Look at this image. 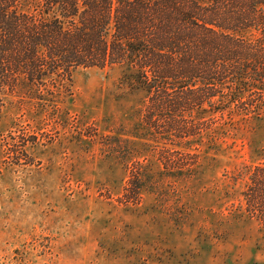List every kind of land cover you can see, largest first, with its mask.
<instances>
[{"label": "rangeland", "instance_id": "1", "mask_svg": "<svg viewBox=\"0 0 264 264\" xmlns=\"http://www.w3.org/2000/svg\"><path fill=\"white\" fill-rule=\"evenodd\" d=\"M126 72L76 69L51 121L24 93L0 104V264H264V221L243 195L264 119L227 115L215 144L172 145L200 154L192 171L169 168L167 143L139 137L153 132L140 125L146 93ZM139 167L141 199L127 203Z\"/></svg>", "mask_w": 264, "mask_h": 264}, {"label": "trees", "instance_id": "2", "mask_svg": "<svg viewBox=\"0 0 264 264\" xmlns=\"http://www.w3.org/2000/svg\"><path fill=\"white\" fill-rule=\"evenodd\" d=\"M113 65L146 93L140 125L153 132L139 137L164 141L169 168L180 158L192 171L200 154L172 145L210 133L215 144L227 115L264 119V0H0V104L24 93L51 121L76 69ZM142 174L132 171L127 203L140 201ZM243 195L264 221V162Z\"/></svg>", "mask_w": 264, "mask_h": 264}]
</instances>
